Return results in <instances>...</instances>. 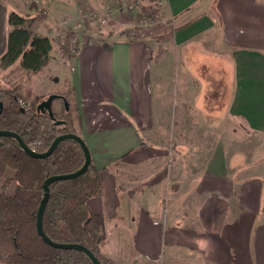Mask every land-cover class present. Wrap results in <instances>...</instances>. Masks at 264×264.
Segmentation results:
<instances>
[{
    "label": "crops",
    "instance_id": "crops-1",
    "mask_svg": "<svg viewBox=\"0 0 264 264\" xmlns=\"http://www.w3.org/2000/svg\"><path fill=\"white\" fill-rule=\"evenodd\" d=\"M46 1L64 18L84 2L96 7L101 1L105 7L104 0ZM26 9L0 0V56L9 13L32 16ZM167 9L177 24L176 59L169 44L150 47L122 34L102 42L82 40L66 75L76 104L74 125L81 122V136L102 173L101 193L88 200L102 218L101 252L121 264H264V176L242 175L239 155L215 141L202 167L185 176L192 179L177 180L171 188L173 146L167 144L181 124L174 115L200 113L207 91L200 64L187 53L181 58L179 49L200 47L219 30L234 67L229 102L222 108L247 128L264 132V0H167ZM36 30L53 46L54 29ZM59 31L67 36L66 29ZM171 73L178 75L175 93L168 85ZM206 106L212 109L209 99ZM161 129L165 133L157 132ZM176 153L183 162L184 151ZM126 166L152 168L141 175L142 183H132L122 172ZM172 189L178 201L166 203Z\"/></svg>",
    "mask_w": 264,
    "mask_h": 264
},
{
    "label": "trees",
    "instance_id": "trees-1",
    "mask_svg": "<svg viewBox=\"0 0 264 264\" xmlns=\"http://www.w3.org/2000/svg\"><path fill=\"white\" fill-rule=\"evenodd\" d=\"M39 16L11 11L6 48L0 56V68L20 61L23 74H38L51 61L52 42L36 30ZM17 89L0 87L4 108L0 112V130L18 132L37 151H46L62 133H81V122L74 125V97L62 92L69 104L67 111L59 100L62 113L53 110L57 124L49 114L39 113L36 104L20 107ZM17 97V98H16ZM85 161L78 142L66 139L44 158L29 155L10 136H0V259L4 264H93L86 253L76 249L56 248L47 244L37 231V212L44 196V181L54 174L79 169ZM102 173L91 161L88 170L72 179L50 185L43 227L54 241L81 243L91 249L102 264H121L101 252L102 218L91 211L88 200L102 191Z\"/></svg>",
    "mask_w": 264,
    "mask_h": 264
},
{
    "label": "rangeland",
    "instance_id": "rangeland-1",
    "mask_svg": "<svg viewBox=\"0 0 264 264\" xmlns=\"http://www.w3.org/2000/svg\"><path fill=\"white\" fill-rule=\"evenodd\" d=\"M9 1L10 4L21 3V6L26 4L27 9L32 10V16H39L36 29H54L51 35L53 39L51 61L42 72L23 74L19 71L20 61L7 69L0 68V87L3 89H17L18 98L16 97V102L19 106L20 99L29 102L31 105H37L51 93L64 92L69 96L72 95V89L69 86L67 87L66 75L73 68V58L82 40L90 42L100 40L102 42L111 36L118 38L123 34L130 39L145 41L150 47H156L157 44H169L168 50L171 51L172 49L174 51L170 54V57H177L178 50L174 49L175 44L172 40V34L177 24L167 12V0H104L105 7L101 5V1L97 3L96 7L84 2L78 8L76 7L77 12L68 18L58 17L60 14L56 15L57 11H54L51 4L46 0H39V2L37 0ZM91 12L93 14L97 13L98 17H93L90 14ZM86 25L88 26L86 27ZM59 29H66L67 36L61 33ZM86 29H89L90 32ZM83 34L86 35L83 36ZM223 46L222 33L219 30L205 36L200 43V47L179 49L181 58L184 53H187L186 56L194 60L197 65L200 64L201 70L199 73L202 76V85L204 88L207 87V91L204 89L206 97L202 102L200 113L189 109V113L174 115L175 121L181 119V124L178 123L171 131L173 138L167 143L168 148L173 146V151L170 154L173 162L170 164V171H168L171 188L175 186L174 182L177 180L192 179H186L185 176L188 173L197 172L202 167L215 141L223 142L230 154L239 155L240 162L245 163L242 167L244 168L242 175L260 173L264 176V132L247 128L241 118L225 113L222 108L225 105L227 106L229 102L234 83V67L230 58V51L224 49ZM152 49L154 50V48ZM170 68L171 66L168 67V70ZM171 74L173 76L169 78L168 85L172 93H175L179 84L176 81L178 75L176 73ZM170 95L171 92L168 96L170 97ZM188 96L189 94H186L187 103L190 101ZM208 99L209 103L212 104L211 110L209 106H206ZM74 106L76 108V104ZM217 108H220L218 113H213L216 112L215 109ZM53 109L62 113L59 100L53 103ZM212 110L213 112L209 113ZM163 116L164 114H161L158 117ZM171 117L172 113L169 114V121ZM77 130L80 132L79 129ZM159 131L165 133L164 129L157 130V132ZM160 140L163 141L162 138ZM176 145H179V147H176ZM179 148L184 151V154L179 155L184 158L183 162L176 160L179 158L176 153ZM188 151H190V154ZM259 163L261 165L256 166ZM124 168L122 172L126 173L127 177L126 175L124 177L127 181L132 180L134 181L132 183H142L144 180L141 175L145 174V170H151L152 167L139 166L131 168L126 166ZM119 171H121L120 167ZM121 177H123L122 174ZM262 178L264 180V177ZM177 195L176 190L174 192V189H172L168 194L166 203L167 201L171 203L178 201ZM0 264H4L1 259Z\"/></svg>",
    "mask_w": 264,
    "mask_h": 264
},
{
    "label": "water",
    "instance_id": "water-1",
    "mask_svg": "<svg viewBox=\"0 0 264 264\" xmlns=\"http://www.w3.org/2000/svg\"><path fill=\"white\" fill-rule=\"evenodd\" d=\"M60 99L64 101L66 110L68 111L70 109V104H69L67 98L61 93L49 94L46 99L42 100L39 103L38 110H40L42 112H48L50 117L55 119L57 124H65L66 120L57 119L55 117V115L53 113V109H52V105H53L54 101L60 100ZM3 108H4V101L0 98V112L3 110ZM0 136H10V137L15 138L19 142V144L22 146V148L29 155H31L33 157H38V158H44V157L51 155L55 151V149L58 147L59 143L63 140L72 139V140H75L76 142L79 143V145L81 146V148L84 152V156H85V161H84L83 165L74 172L51 175L43 183L44 196L41 199V202H40V205L38 208V212H37V231H38L39 235L43 238V240L47 244H49L53 247H56V248L80 250V251L87 254V256L90 258V260L92 261L93 264H102L101 261L99 260V258L95 255V253L91 249L86 247L85 245H83L81 243H61V242L54 241L45 233L44 227H43L44 212H45L47 203H48L49 198H50V192H51L50 185L54 182L62 181V180H66V179H72V178H75V177L85 173L91 164V161H92L91 152H90V149H89L88 145L86 144L85 140L83 139V137L77 133H74V132L62 133V134L58 135L53 140V142L51 143V145L49 146V148L46 151L40 152V151L33 149L29 144H27L24 141V139L22 138V136L16 131L0 130Z\"/></svg>",
    "mask_w": 264,
    "mask_h": 264
},
{
    "label": "built area",
    "instance_id": "built-area-1",
    "mask_svg": "<svg viewBox=\"0 0 264 264\" xmlns=\"http://www.w3.org/2000/svg\"><path fill=\"white\" fill-rule=\"evenodd\" d=\"M37 2H39V0H37ZM93 17H98V14L97 13H90ZM84 17V16H83ZM82 17V18H83ZM20 101V106L23 108V109H30V107H31V104L29 103V102H27V101H25V100H23V99H20L19 100ZM34 143H32V145H30L33 149H35V147H34Z\"/></svg>",
    "mask_w": 264,
    "mask_h": 264
},
{
    "label": "flooded vegetation",
    "instance_id": "flooded-vegetation-1",
    "mask_svg": "<svg viewBox=\"0 0 264 264\" xmlns=\"http://www.w3.org/2000/svg\"><path fill=\"white\" fill-rule=\"evenodd\" d=\"M61 100V99H60ZM55 102V101H54ZM40 103V102H39ZM39 103L36 105V107H37V111L39 112V113H44V114H48V112H42V111H40V110H38V105H39ZM52 109H53V105H52ZM54 110V109H53Z\"/></svg>",
    "mask_w": 264,
    "mask_h": 264
}]
</instances>
